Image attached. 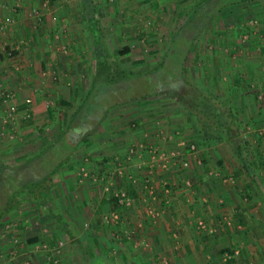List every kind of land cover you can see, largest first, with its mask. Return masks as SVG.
<instances>
[{"label":"rangeland","instance_id":"1","mask_svg":"<svg viewBox=\"0 0 264 264\" xmlns=\"http://www.w3.org/2000/svg\"><path fill=\"white\" fill-rule=\"evenodd\" d=\"M225 1L240 4L242 0ZM79 2L83 6L80 13L81 23L95 26L100 35L102 34L101 38L108 40L109 44L107 45L106 42L105 49L107 54L103 47L100 50L97 49V54L102 52L98 56L105 55L108 60L106 73L116 78H113L114 80L104 79L102 82H97L100 81L99 78L87 81L86 83L90 84H88L87 91L85 89L86 93L78 98L76 111L70 107L63 111L58 109L54 111L52 121H47L45 126L56 121L60 125L57 123L55 129L45 126L34 129L36 136L39 135V139L42 138L45 142L41 147L39 142L33 149L28 148L30 154L27 157L17 156L22 147L12 155L11 144H9V158H1L0 153V208L15 202L12 210L5 215L6 221L0 224V264L6 259H9V264H172L170 258L178 251L176 247H182L178 228L184 225L179 220L180 218L173 216L171 212L174 208L171 206L176 195V185L169 182L166 187L172 186L168 187L169 192L164 194L162 191L164 186L162 185L161 188V184H155L157 179L154 182L150 181L152 170L149 166L146 167V162L149 160L147 149L150 150V148L144 146L146 142L141 146L142 151L138 152L139 161L134 160L129 153H124L131 148L134 151L133 141L127 143L124 151L119 149L126 141L123 138L124 130H119L116 122L122 118V109H127V106L131 105L135 108L137 104L143 113L148 111V115L155 123L161 122L159 125L163 128L161 129L163 132L168 130L170 125L174 130L181 132L178 128L185 124L184 120L187 116L202 125L193 113L197 111L194 108L197 98L194 94L192 100L188 101L191 96L189 91L185 90L188 89L184 72L187 52L194 48V44L199 45L196 43L200 41L199 34L203 32L206 35L213 34L212 29L208 30V27L204 31L203 20L206 18L213 23L214 20L218 22L217 18L221 17L228 23L229 16L232 14L231 7L230 5L225 6L224 13L216 15L214 19L212 12L210 14L209 12L206 14L195 12L189 17L184 16L185 22L180 27L175 25L179 29L170 30L169 33L161 28L159 19L160 24L154 31V24L152 22L150 25L149 15L145 12L146 2L143 1V10L140 11L141 26L137 33L142 42L139 47L142 52V63L136 66V69L141 71H132L136 77L120 79V75L123 74L121 77H124V73H115L117 72L115 64L117 56H115L116 50L113 49L111 43L115 33L112 32L106 36L104 34L107 32L103 27L104 22H109L114 30L117 26L113 18L115 17L117 22L118 17L109 14H112L111 6L114 7L116 0H79ZM98 6L99 8L104 7L105 14L98 13ZM252 18L249 20L250 23L248 19L245 22L243 18L244 22L239 23L251 25L258 23L255 18ZM164 22L165 20L162 21ZM197 23L201 26L200 30ZM207 25L212 26L209 23ZM240 33L254 40L253 46L260 54L262 40L260 33L252 35L246 31H238L237 34ZM171 34L174 40H171ZM252 36L257 39H252ZM154 37H157L158 53L150 56L148 52L154 47ZM226 43L223 44L227 45ZM202 45L203 42L199 47L197 46L199 51ZM155 57L158 59L156 64L153 60ZM147 60H152V64L149 65ZM243 73L239 71L238 76ZM254 74L256 78H259L258 72ZM255 81L253 91L260 86V80ZM92 83L95 85L103 83L108 88L105 89L102 86L96 91ZM229 85L235 86L233 81H223L222 89L224 90L225 86L229 87ZM92 88L95 90L94 93L98 92L97 96L90 94ZM225 92L217 95V100L212 99L210 106L214 105L225 117V108L230 109L234 117L232 128H236L239 135L248 142L249 171L243 169L240 159L224 138L225 131V134H216L203 127L205 136L212 135L205 138V140L210 138V143L206 141L196 144L195 141H187L186 137L182 140L187 144L188 153L199 150L200 144L208 150L210 162L218 166L213 175L220 178L224 184L233 185L245 181L252 183L251 179L261 184L264 166L260 165L259 155L263 152L261 148L264 145L261 138L263 129L261 126H256L255 121L261 119L262 115L260 112L243 111L235 106L240 99L245 100L250 98V95L231 93L230 98ZM179 97L186 101L187 107H184L185 102L183 105L177 100ZM96 98L101 101L96 102ZM254 98L261 100L262 95L259 98V94L256 93ZM121 105L123 107H120ZM182 115L183 119L178 118L177 120V117H172H182ZM127 122L130 129L138 126L135 120ZM70 130L83 131L79 143L71 144L70 139L67 138ZM17 133L16 131L14 134ZM116 142H120L118 146ZM191 144H195V149L189 151ZM24 152L25 150L22 154ZM202 157L198 158L201 166L205 164L203 162L205 158L209 163L208 157ZM218 160L223 162L222 166L217 163ZM55 167H58L56 172L48 177ZM239 169L242 171L241 176L240 174L237 176ZM191 178L193 182L195 177ZM163 182L168 181L162 179V184ZM188 182L191 183L190 180ZM145 183H147L146 186ZM31 184L36 185L33 187ZM200 184L203 182L201 181ZM132 186L137 195L136 192L135 195H127ZM32 188L36 192L35 197L27 191ZM118 189L126 194V198L115 205L109 201L111 193L118 191L119 194ZM200 198L203 202V197ZM241 199H244V202L248 201L246 197ZM195 224L196 231L211 238L217 234L221 225L231 223H229V217L223 215L213 221L199 216ZM34 238L37 241L29 243L28 240ZM247 264H258V262L250 261Z\"/></svg>","mask_w":264,"mask_h":264},{"label":"crops","instance_id":"2","mask_svg":"<svg viewBox=\"0 0 264 264\" xmlns=\"http://www.w3.org/2000/svg\"><path fill=\"white\" fill-rule=\"evenodd\" d=\"M143 1L146 2L145 12L149 15L150 25L152 22L154 24V31L161 23L164 32L169 31V33L170 30L179 29L175 25L180 27L186 20L184 16L189 17L195 12L199 14L212 12L214 19L223 12L225 6L230 5L232 14L228 23L221 17L217 18L218 22L214 20L215 23L206 18L203 20L204 31L208 27V30L212 29L213 34L206 35L203 32L198 35L200 41L195 42L199 45L203 42L200 51L199 48L197 49L199 45L195 44L192 50L187 49L184 72L187 79L196 83L200 89L216 96L223 94L226 89V96H230L231 93L250 95V98L240 99L235 106L243 111L254 110L261 113L262 118H256L255 123L263 129L261 138L264 144V0H242L241 5L225 0H116L114 7L111 6L112 14L109 13L118 17L117 22L115 17L113 18L117 25L115 30L109 22H104L102 26L107 32L104 35L115 33L111 42L117 56L115 73H125L124 77H121L123 74L120 75V79L136 77L133 72L141 71L137 70L136 66L142 63V52L139 48L142 42L137 33L141 26L140 11L143 10ZM8 2L9 0H0V21L7 15L13 17V22L7 24L0 38V153L1 158H9V144H11L12 155L22 147L17 156L27 157L30 154L28 148L33 149L39 142L41 147L45 142L44 139H39V135L36 136L34 129L37 130L38 127L47 125V121H52L54 111L58 109L63 111L70 107L76 111L78 98L86 93L85 89L87 91L90 84L86 83L87 81L92 78H99L100 81L97 82H102L104 79L114 80L116 76L107 75L108 60L105 55L98 56L102 52L97 54V49L100 50L101 47L107 54L105 49L106 42L107 45L109 44L108 40L101 38L102 34L100 35L97 28L93 29L90 25L81 23L80 13L83 6L79 0H51L49 3L47 0H20V5L15 10L6 7L5 4H9ZM97 11L100 15L105 14L104 7L98 6ZM35 12H37L36 16ZM252 17L258 23L248 24ZM242 18L245 22L248 19V23L240 24L244 22ZM208 23L213 27L207 25ZM197 27L200 30L199 23ZM238 31H246L252 35L260 33L261 53L258 54L253 46L254 40L247 35L243 36L242 33L237 34ZM156 38H153L154 47L149 49L150 56L158 53ZM252 39L257 37L252 36ZM171 40H174L173 36ZM224 42H227V45L223 44ZM153 60L154 64L158 62L157 57ZM148 62L149 65L152 64V60ZM239 71L244 72L242 75L247 79L244 87L241 89L229 85L223 90L222 82L226 80L234 82ZM257 72L259 78L254 74ZM126 73L132 74L125 76ZM255 80H260V86L253 91ZM92 85L96 91L102 86L108 88L103 83L99 85L92 83ZM93 88L90 94L97 96L98 92L94 93ZM256 93L259 94V98L262 95L261 100L254 98ZM99 100L96 98V102ZM135 105V108L131 105L127 106V109H122V118L116 122L119 130H124L123 138L126 141L119 149L124 151L127 143L133 141L134 151L131 148L124 153H129L134 160L139 161L138 154L142 151L141 146L146 142L144 146L150 148L147 149L149 160L146 162V167L149 166L152 170L150 181L154 182L157 179L155 184H161V188L163 186L165 188L169 182L176 185V188L174 187L176 195L171 206L174 208L171 212L173 216L179 217L184 225L178 228L182 247H176L178 251L172 255L173 257L171 256L170 262L172 264H247L255 261L264 264V173L261 184L253 179H251L252 183L245 181L233 185L224 184L220 178L213 175L218 166L210 162L208 150L201 147L203 145L200 144V149L192 153H188L186 148H180L181 146L178 145L185 137L187 141H195L196 144L206 141L210 143L211 139L205 140V138L212 135H204L203 123L202 126L187 116L184 120L185 124L178 128L181 132L174 130L171 125L163 132L161 122L155 123L148 115V111L143 113L139 106ZM172 117H177V120L183 119V115ZM130 120L136 121L138 126L135 129L128 128L127 121ZM57 123L56 121L45 127L55 129ZM16 131L18 133L14 134ZM75 131L70 130V134H67V138L74 145L82 138V135L76 137ZM118 143L116 142L117 146ZM261 148L263 152L259 155V160L262 163L260 165L264 166V145ZM175 149H180V157L175 161L170 160L166 168L161 167L162 160H155L152 156L154 151ZM200 156L208 157L207 166L204 164L201 166L198 161ZM184 159L190 162V167L180 166L181 160ZM239 174L242 175L241 169L237 171V176ZM191 177H195L193 182ZM162 179L168 182L162 184ZM189 180L191 183L188 182ZM201 181L203 184H200ZM195 186L196 190H194ZM154 189L157 190L156 185ZM245 195L248 201L244 202L241 198ZM200 197H203V202ZM223 215L229 217L231 224L221 225L215 236L210 238L196 231L197 217L213 221ZM1 264H9V259Z\"/></svg>","mask_w":264,"mask_h":264},{"label":"trees","instance_id":"3","mask_svg":"<svg viewBox=\"0 0 264 264\" xmlns=\"http://www.w3.org/2000/svg\"><path fill=\"white\" fill-rule=\"evenodd\" d=\"M91 28L96 29L95 26H91ZM128 48H125V50ZM125 74V73H124ZM129 74L131 75L132 73H126L125 76H129ZM127 78V77H126ZM131 78V77H130ZM187 84H188V89H185L187 91H189L188 93L191 96V99L188 101L192 100L193 95L195 94L196 98H197V102L194 104V108L197 109V111L193 112L197 119L200 120L203 124H204V128H207L206 130L210 129L212 132L214 133H218V134H225L224 138L227 140V142L231 145L235 155L240 159L242 165H243V169H245L246 171H249V162L247 160V140L243 139V137H241L239 135V132L236 128H232L233 124V114L231 113L229 108H225V113H226V117L219 111V109H217L216 107L210 106L212 103V99H216L217 96L211 92H206L203 89H200L196 83H194L193 81H190L189 79L186 80ZM247 81V79L245 78V76L240 75L238 76L235 80H234V85L238 86L239 88H243L244 83ZM238 88V89H239ZM185 92V91H184ZM192 92V93H190ZM187 93V92H186ZM177 95V94H176ZM175 95V96H176ZM177 100L182 103L183 105L184 102L186 103L185 100L182 99V97L177 98ZM217 100V99H216ZM193 103V102H191ZM184 107H187V103ZM207 107V108H206ZM210 107V108H209ZM190 111V110H189ZM191 112V111H190ZM192 113V112H191ZM230 119V120H229ZM225 131V133H224ZM207 133L209 131H206ZM219 161V160H218ZM203 162L205 163L204 165L207 166V159H203ZM220 166H222L221 161L217 162ZM254 163V161L252 162ZM262 164V163H260ZM58 169V167L53 168L50 173L48 174V177H51L56 170ZM36 184H31V186H35ZM30 186V187H31ZM47 188V187H46ZM24 190V188H22ZM21 189V190H22ZM111 190L116 191L114 189L111 188ZM119 190V189H118ZM29 193L33 194L34 197L36 195V192L32 189L27 190ZM26 191V192H27ZM120 191V190H119ZM24 192V191H23ZM118 192V191H117ZM115 192V193H111V198L109 202H112L113 204H117V202L119 201V196H120V192L119 194ZM135 188H133V186L130 188L129 192L127 195L132 194L135 195ZM117 193V195H116ZM18 194V193H17ZM137 195V192H136ZM246 197V195L244 196ZM14 202V201H13ZM15 203V202H14ZM14 203H12V205H3L0 208V224H2L3 221H6V213L10 212V210H12V208L14 207ZM18 203V201H17ZM20 203V202H19ZM244 223V222H243ZM29 243H34L37 241V239H31L28 240ZM228 252L230 250H227ZM234 252V251H233Z\"/></svg>","mask_w":264,"mask_h":264},{"label":"built area","instance_id":"4","mask_svg":"<svg viewBox=\"0 0 264 264\" xmlns=\"http://www.w3.org/2000/svg\"><path fill=\"white\" fill-rule=\"evenodd\" d=\"M50 1L51 0H47V3H49ZM8 3L9 4H7V3L5 4L6 7L7 8L9 7V9L15 10L20 5V0H9ZM34 15L36 16L37 15V12H35ZM12 22H13V17L11 15L5 16L0 21V38L2 37V34L5 32V28H6L7 24H10ZM64 50H66V49L64 48ZM10 54H11V52H9V55ZM178 144H179V146H181L180 148H184L185 149L187 147V144H186V142L184 140H180ZM189 146H190V148H188L189 151L195 149V144H191ZM180 153H181L180 152V149L179 150L178 149H175V150H171V151H158V152H155L154 151V154L152 156H153V158L155 160H162L163 162L161 164V167L166 168L167 165H168V162H170V160H174L175 161L176 158H179L180 157ZM180 166L182 168H186V167L189 166V162L187 160H185V159L184 160H181ZM147 181L148 180H146V182ZM146 184L147 183H145V186H146ZM169 190H170V188L165 187L163 189L164 194H167L169 192ZM116 195H117V193H116ZM125 196H126V194L124 192H121L120 193V196H119V202L120 203L123 200H125V198H126ZM166 201L168 202V200H166Z\"/></svg>","mask_w":264,"mask_h":264},{"label":"water","instance_id":"5","mask_svg":"<svg viewBox=\"0 0 264 264\" xmlns=\"http://www.w3.org/2000/svg\"><path fill=\"white\" fill-rule=\"evenodd\" d=\"M74 131H75V130H74ZM75 132H76V134H77L76 137L82 135V133H83L82 130H77V131H75ZM74 134H75V133H74Z\"/></svg>","mask_w":264,"mask_h":264}]
</instances>
